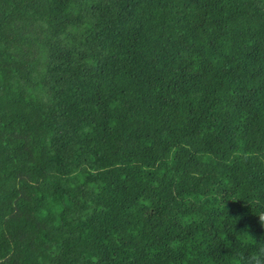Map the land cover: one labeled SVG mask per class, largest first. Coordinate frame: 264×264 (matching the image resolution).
<instances>
[{
	"label": "trees",
	"instance_id": "1",
	"mask_svg": "<svg viewBox=\"0 0 264 264\" xmlns=\"http://www.w3.org/2000/svg\"><path fill=\"white\" fill-rule=\"evenodd\" d=\"M260 213L264 0H0V264H234Z\"/></svg>",
	"mask_w": 264,
	"mask_h": 264
},
{
	"label": "clouds",
	"instance_id": "2",
	"mask_svg": "<svg viewBox=\"0 0 264 264\" xmlns=\"http://www.w3.org/2000/svg\"><path fill=\"white\" fill-rule=\"evenodd\" d=\"M257 216L259 218L260 226L264 228V213H260ZM243 233L254 240L247 231ZM256 244L257 246L254 251L237 250L234 254V264H264V241H256Z\"/></svg>",
	"mask_w": 264,
	"mask_h": 264
}]
</instances>
